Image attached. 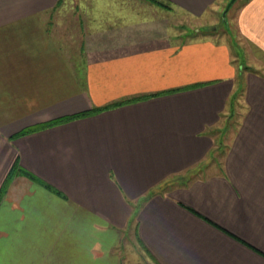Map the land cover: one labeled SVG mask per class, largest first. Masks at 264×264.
Returning a JSON list of instances; mask_svg holds the SVG:
<instances>
[{
	"label": "crops",
	"instance_id": "crops-1",
	"mask_svg": "<svg viewBox=\"0 0 264 264\" xmlns=\"http://www.w3.org/2000/svg\"><path fill=\"white\" fill-rule=\"evenodd\" d=\"M85 1L0 0V264H264V0Z\"/></svg>",
	"mask_w": 264,
	"mask_h": 264
},
{
	"label": "rangeland",
	"instance_id": "rangeland-1",
	"mask_svg": "<svg viewBox=\"0 0 264 264\" xmlns=\"http://www.w3.org/2000/svg\"><path fill=\"white\" fill-rule=\"evenodd\" d=\"M146 1V0H145ZM230 0H219L218 5V11H215V13L211 14L209 17L204 18H196V17H189L186 15H181L177 13H173L171 16V23L178 25L182 30H185V32L181 33L182 36L185 37H196V36H204V35H214L216 38L222 40L227 39L230 43H232V48H234V53H240L241 49L239 48L240 45H238V41L240 44L242 43L243 46H246L245 41H243L242 38H240L239 33L237 31V23H236V15L240 8V6L244 3L245 0H236V2L232 5V7L228 10L226 16L224 15L225 8ZM89 1L85 0H63V2L59 6V10L64 9H72L71 12H75L73 10L81 9L83 7L88 8ZM60 14V13H59ZM63 13H61L62 15ZM60 18L63 19L64 15ZM71 18V16L69 15ZM76 19L74 16V19H72V22ZM78 31L75 29V39L78 36ZM74 39V40H75ZM188 39V38H187ZM228 135V134H227ZM226 135V136H227ZM226 146L223 144V149ZM130 232V231H129ZM128 231L126 232V236ZM127 241V240H126ZM137 242V243H136ZM134 242V246L132 244L131 252L129 255V259L134 262H141L144 263L145 259L142 256V250L140 243L136 240ZM136 247V249L134 248ZM126 248L124 249V252H126ZM144 252V251H143ZM145 257L150 261L153 262L152 258H150L148 255H146V252H144Z\"/></svg>",
	"mask_w": 264,
	"mask_h": 264
},
{
	"label": "trees",
	"instance_id": "trees-1",
	"mask_svg": "<svg viewBox=\"0 0 264 264\" xmlns=\"http://www.w3.org/2000/svg\"><path fill=\"white\" fill-rule=\"evenodd\" d=\"M146 1H148L150 3H153V4H157V5L162 6V7H170V4L167 3V2H165L164 0H146ZM123 103L124 102H119V103H116V104H114L112 106L121 105ZM101 110H103V108H94L91 111L82 112V113H78V114H75V115H71V116H66V117H63V118H59V119L50 121L48 123L41 124V125L36 126V127L27 128V129L21 131L18 135H23V134H26L28 132L36 131V130H39L41 128L47 127V126L56 125V124H59V123H62V122H66V121H69V120H72V119H76V118H79V117H85V116L94 114L96 112H99ZM20 172L26 174L29 177H34L29 171H26V170L20 168L17 165H15L13 167V170L11 171L9 177L11 178L14 174H16V173L18 174Z\"/></svg>",
	"mask_w": 264,
	"mask_h": 264
},
{
	"label": "water",
	"instance_id": "water-1",
	"mask_svg": "<svg viewBox=\"0 0 264 264\" xmlns=\"http://www.w3.org/2000/svg\"><path fill=\"white\" fill-rule=\"evenodd\" d=\"M236 2V0H230L225 8L224 15L226 16L228 10L232 7V5Z\"/></svg>",
	"mask_w": 264,
	"mask_h": 264
}]
</instances>
